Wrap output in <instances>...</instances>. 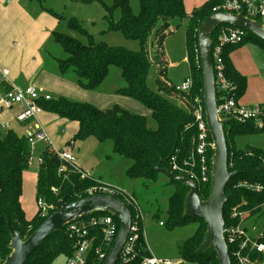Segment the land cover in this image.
I'll return each mask as SVG.
<instances>
[{
	"label": "trees",
	"instance_id": "trees-1",
	"mask_svg": "<svg viewBox=\"0 0 264 264\" xmlns=\"http://www.w3.org/2000/svg\"><path fill=\"white\" fill-rule=\"evenodd\" d=\"M29 1L41 4V0ZM220 1L206 0L187 13L184 8V0H138V12L134 14L128 0H112L110 7L105 6V16L109 19V27L121 31L126 37L139 40L140 50L136 52L109 47L101 41L93 40L90 35L87 36V43L81 44L71 36L51 31L55 42L62 47L65 53L64 57L57 60L58 68L62 73L73 70L84 88L93 89L104 80L109 66L117 67L125 82V86L120 88L119 92L134 98L149 110L155 122L154 128L147 126V120L143 115L129 112L118 105L100 109L92 104L64 97L39 101L42 110L54 112L77 123V131L72 141L66 143L67 146L89 135L95 136L99 142L110 140L113 152L131 161L126 169V175L131 180H140L144 187H148L150 183L156 181L160 173L163 172L168 176V182L163 183V186L170 185L172 187L165 207L168 226H181L190 219L199 221L190 236L177 242L178 257L195 264H217L216 253L212 247L205 251H196L202 241L205 224L200 218L183 217L184 198L189 187L168 175L163 169H168L183 177L188 175L182 170L192 169L196 175L192 181L196 184L197 195L203 200L208 197L210 180L201 181L197 158L193 153L194 140L197 135L193 110L199 104L203 106L202 69L197 34L202 20L212 14V8L217 6ZM42 7L43 10H46L44 6ZM115 9L119 11L117 20H113L111 17V13ZM56 16L60 17V15ZM61 18L66 21L69 29L82 34L86 33L74 17L65 18L62 16ZM175 18L179 22L187 18L184 46L192 86L185 93L177 91L173 85L169 84L163 72L166 62L163 41L167 35L171 34L170 24ZM221 27L227 26H216L210 33L213 45ZM250 40L252 39L245 35L241 41L225 45L221 53L224 75L234 86V90L230 93L237 101L244 95L247 82L246 77L236 71L229 55ZM150 42L155 46L152 58L149 55ZM257 44L264 50V41L257 40ZM152 63H156L158 66L155 84L159 91L150 90L146 82ZM220 94V91L215 88L217 103L221 98ZM259 107L264 111V103L259 104ZM221 119L224 120L223 133L227 149V169L235 171L234 176L227 181L224 188V193L228 196L222 212L224 226L236 225L240 222L239 217L230 218L231 209L237 207V210L247 212L242 217L243 222L248 217L254 218L255 223L261 221L263 223L261 231L264 233V150L258 146L250 145L236 149L233 144V138L237 135L264 133V117H260L261 127H257L255 119L244 123L228 116H221ZM208 140L212 142L210 136ZM212 153V148H209L206 155L209 176ZM38 155L41 161L37 163L35 199L36 202L40 199L46 205H51L52 208L47 211L46 215L41 216V211L37 207L35 214L26 218L20 196L23 171L28 168L31 157L30 147L25 134L18 136L12 130H6L0 135V264L11 252L7 222L25 240L49 214L59 208L57 200L64 198L65 202L69 204L87 197L88 189L102 185L98 180L92 178L82 179L76 172L70 170L59 174L57 169L61 161L54 153L49 152L46 146L40 149ZM190 157L194 158L193 166L185 168L183 163H191ZM172 163H175L179 169H171ZM241 183L246 185H241ZM256 185L261 187L259 191L249 187ZM130 194L136 199L135 194ZM112 196L124 201L120 192H116ZM129 209L132 213L130 206ZM97 214L110 213L94 211L81 216V218ZM111 216L119 227V219L115 215ZM93 246L101 248L105 253L109 249L99 233H96ZM73 251V239L68 236L67 232L56 230L42 240L23 264H52L58 256L62 255L64 259H67ZM227 251L230 264H236L232 256V246L229 243H227ZM135 252V256L129 264H138L143 257L150 255L142 229L136 241ZM252 256L264 264V254L254 252ZM102 261H98L97 255L93 253L88 258V264H102Z\"/></svg>",
	"mask_w": 264,
	"mask_h": 264
},
{
	"label": "rangeland",
	"instance_id": "rangeland-1",
	"mask_svg": "<svg viewBox=\"0 0 264 264\" xmlns=\"http://www.w3.org/2000/svg\"><path fill=\"white\" fill-rule=\"evenodd\" d=\"M16 2L17 0H11L10 6ZM128 2L131 11L136 14L138 12V0H128ZM203 2L204 0H184L185 11L188 13L192 8ZM111 5L112 0H41V4L36 1L23 0L22 6L32 15L33 22L31 25L23 22L21 27L13 28L10 32L0 31V66L9 70V78L14 76L18 86L33 83L53 99L64 97L73 101L86 102L100 109L118 105L129 112L143 115L147 120V126L154 128L155 122L150 112L134 98L119 92V89L125 86V82L117 67L109 66L104 80L93 89L84 88L79 83L78 76L73 70L62 73L58 68L57 60L64 57L65 53L62 47L55 42L51 31L71 36L81 44H86L88 41L87 36L90 35L93 40L101 41L109 47L122 48L131 52L140 50L139 40L126 37L121 31L109 27V19L105 16V6L110 7ZM42 6L46 10H43ZM55 14L60 15V17ZM62 16L65 18L74 17L86 33L82 34L69 29L66 21L61 18ZM111 17L113 20L118 19V9L112 11ZM186 23L187 18L182 19L181 22L175 18L170 24L171 34L167 35L163 41L166 53L163 72L169 84L173 86L180 85L189 76L184 47ZM246 36L252 39L249 41L252 44L246 45V47L261 49L257 44V40H260L258 37L253 36L248 31H246ZM154 51L155 46L150 42L149 55L151 58ZM260 51L261 67L259 70L261 77H259L261 88L264 90V50L261 49ZM16 57L19 59L18 62L14 61ZM236 57L241 60V52H237ZM245 61V70L248 67L249 74H254L255 68H252L249 57ZM260 62L258 61V64ZM157 70L156 63H152L146 78L149 89L153 91H159L155 84L158 75ZM202 108L204 111L203 106ZM5 124H9V128H5ZM40 125L44 128V132L47 133V137L56 149L72 141L77 131L75 121L49 111L42 113ZM6 130H12L18 136H23L26 127L19 126L13 120V115L4 110L0 113V135ZM233 144L236 149H242L246 145H250L258 146L264 150V133L237 135L233 138ZM69 149L76 163L83 166L86 171L89 170L92 179L98 180L102 185L115 192L135 194L143 211L144 238L146 243L153 248L157 257L167 258L169 260L167 264H195L178 257L177 242L190 236L199 221L190 219L181 226H168L165 207L172 187L170 185L163 186V183L168 182L166 174L160 173L156 181L150 183L148 187H144L140 180H131L127 177L126 169L131 161L114 153L110 140L99 142L92 135L76 140L69 146ZM34 150L35 147L32 150L33 154ZM33 154L32 161L27 169L29 173L37 172L38 155ZM23 196L27 208H31V211L27 209L26 212L24 209V212L30 218L33 216L31 214L32 210H37L32 188L29 190L26 185ZM253 220L254 218L248 217L244 222L252 234L255 228L263 226L261 221L255 223ZM159 221L162 222L160 226ZM63 263L64 257L61 255L52 264Z\"/></svg>",
	"mask_w": 264,
	"mask_h": 264
},
{
	"label": "built area",
	"instance_id": "built-area-1",
	"mask_svg": "<svg viewBox=\"0 0 264 264\" xmlns=\"http://www.w3.org/2000/svg\"><path fill=\"white\" fill-rule=\"evenodd\" d=\"M239 13L250 20H258L264 26V0H221L220 3L212 8V13ZM227 26V25H226ZM246 35V31L232 26L221 27L215 44L211 43L210 55L212 61L214 86L220 91V100L216 101V111L218 117L228 116L234 120L244 123L248 120L255 119L257 127L262 126L260 117H264V111L256 106H244L235 100L233 94L230 92L234 90V86L226 79L224 75V64L221 58L222 49L227 44H233L241 41ZM213 45V46H212ZM9 70L0 66V109L11 110L16 108L14 119L26 125L25 137L28 141L31 157L29 164L32 161V150L37 143H45L49 152L54 153L61 161L57 169L59 174H63L66 170L76 172L80 178L91 179L89 171L82 170L75 162L73 155L68 149H56L50 145V140L46 133L42 130L38 123V115L42 112V107L39 104L40 100H48L50 95L41 92L34 84H27L25 86H18L13 84L9 78ZM192 86V79L190 76L186 77L180 85L174 86L177 91L188 92ZM197 126V135L194 140L193 153L197 158L198 173L202 182L210 180L208 175L209 170L207 166V151L212 148V142L209 139V132L206 126L204 111L199 104L193 110ZM192 162H184L186 167L193 166V157H190ZM41 161L40 156L37 157V162ZM182 167V169H185ZM171 169H179L175 163H172ZM185 172L188 179L193 180L196 176L192 169L182 170ZM241 185H246L241 183ZM256 191L261 187L259 185L249 186ZM115 191L107 188L104 185L99 187H92L87 190V194H106L111 195ZM123 195L124 203L131 207V224L128 230L127 237L118 253L114 264H129L135 256L136 241L139 232H143V211L137 200L129 193L120 192ZM37 207L41 211V215H46L47 211L52 208L51 205H46L40 199L37 200ZM131 212V211H130ZM133 214V216H132ZM247 212L237 210L233 207L230 211V218H240V222L236 225L230 224L223 226L222 235L227 245L232 246V256L236 264H263L255 259L252 254L254 252L264 254V233L260 230L256 234H251L243 222V215ZM113 214H97L88 217H77L64 225V231L74 241V251L68 257L64 264H88V258L93 253L97 255L98 261L105 260L107 253L103 252L101 248L94 247L93 242L96 238V233L102 238L105 245L109 249L117 235L118 227L113 220ZM162 224V222H160ZM96 232V233H95ZM108 249V251H109ZM102 261V263H103ZM168 259H158L153 255L143 257L138 264H167Z\"/></svg>",
	"mask_w": 264,
	"mask_h": 264
},
{
	"label": "water",
	"instance_id": "water-1",
	"mask_svg": "<svg viewBox=\"0 0 264 264\" xmlns=\"http://www.w3.org/2000/svg\"><path fill=\"white\" fill-rule=\"evenodd\" d=\"M219 25L241 28L264 41V26L260 21L250 20L239 13H212L202 20L198 27V52L202 69V98L206 126L212 141L211 174L208 197L203 200L197 195L196 184L183 176L163 169L168 175L189 187L184 198L183 217L200 218L205 224L203 238L196 251H205L212 247L218 264H230L227 245L222 235L224 220L223 206L228 199L224 193L227 181L235 171L227 169V149L223 133L224 120L216 111L215 86L210 55V33ZM59 208L49 214L45 220L23 240L18 232L7 222L10 233V254L2 264H23L29 254L50 233L59 230L64 232V225L69 221L85 216L94 211H107L119 219L117 235L102 264H114L118 253L127 237L131 224V212L121 199L106 195H89L67 204L64 198L57 200Z\"/></svg>",
	"mask_w": 264,
	"mask_h": 264
},
{
	"label": "crops",
	"instance_id": "crops-1",
	"mask_svg": "<svg viewBox=\"0 0 264 264\" xmlns=\"http://www.w3.org/2000/svg\"><path fill=\"white\" fill-rule=\"evenodd\" d=\"M10 1L11 0H0V31L5 30L7 32H10L11 29H13V28L21 27L23 25L22 24L23 22H25L28 25H31V23L33 22V20H32L33 18L31 17L32 15H30L27 12V10L22 6L23 0H17V2L14 3L11 6H10ZM204 1H206V0H204ZM39 16H40V14H39ZM184 32H185V29H184ZM13 38H14V36L12 37V39ZM41 40H42V38H41ZM249 44H252V43L249 42V41L243 43L242 46H240L239 48H237L238 50L232 51L230 53L229 58H230L231 63L235 67L236 71H238L240 74H242L243 76L246 77L247 87H246V90H245L244 95L238 100V102L240 104L244 105V106L251 107V106H256V105H259L261 103H264V90H262L261 85H260V77H261L260 74H261V72H260L259 68L261 67V62H260L261 61L260 60V58H261V53H260L261 51L260 50L261 49H259V48L254 49L255 47L254 48L251 47L253 49H250L249 47H246V45H249ZM237 52H241V54H242L241 60H239L238 57H236V53ZM247 57H249L250 63L252 65V68H255L254 74H251V75L248 72V67H246V70L244 68V65L246 64L245 59ZM14 61L18 62L19 59L16 57V59H14ZM258 61L260 62L259 64H258ZM15 80H16V78L14 76L12 78L10 77V81L13 84H16L17 85L18 83H16ZM27 84H33V83H27ZM27 84H25V85H27ZM25 85H22V86H25ZM39 90L41 92H43L41 89H39ZM15 110H16V108H13V109L7 110V111H9L14 116ZM3 111L4 110L0 109V113L3 112ZM43 112H47V111L42 110V112L38 115L37 120H38L39 125H40V117L42 116V113ZM13 120L16 123H18L19 126L26 127V125L24 123H20V122L16 121L14 119V117H13ZM4 127L5 128H9V124H5ZM41 128L44 131V128L43 127H41ZM50 145L52 147H54L51 144V142H50ZM44 146H46V145H45V143H42V142L36 144L35 145V150L33 151L34 154H37L38 155L40 149L42 147H44ZM62 148L68 149L70 151L69 146H67L66 143H65V145L63 147H61L59 149H62ZM78 166L82 170L86 171L83 168V166H80V165H78ZM27 169L23 171V175H22V192H21V196H20L21 206H22L23 210L25 209V212H26L27 209L29 211H31V208H29V207L27 208V206L25 204V198L23 196V194L25 193V190H26V185L29 188V190H30V188H32V191H33V194H34V197H35V183H36V173L35 172L29 173ZM87 171H89V170H87ZM23 201H24V203H23ZM35 212H36V209L35 210H32V213L31 214L34 215ZM25 216H26V218H29L26 215V213H25ZM160 222L161 221H159V226L161 225ZM246 227H247V230L250 232L249 227L247 225H246ZM261 228H255V230H253V234H256L258 230L259 231L261 230ZM143 238H144V234H143ZM144 241H145V244H146V247H147V250H148L149 254L150 255H153L154 257H156L158 259H161L160 257H157L154 254L153 248L146 243L145 238H144ZM164 259H167V258H162V260H164ZM65 260L66 259H64V262H65Z\"/></svg>",
	"mask_w": 264,
	"mask_h": 264
}]
</instances>
